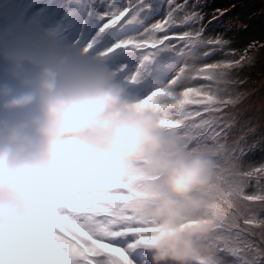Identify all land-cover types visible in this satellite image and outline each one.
Here are the masks:
<instances>
[{"label":"snow or ice","instance_id":"6c2138e0","mask_svg":"<svg viewBox=\"0 0 264 264\" xmlns=\"http://www.w3.org/2000/svg\"><path fill=\"white\" fill-rule=\"evenodd\" d=\"M169 13L153 20L152 0H67L50 4L36 39L78 50L104 64L138 107L152 110L160 127L185 152L212 162L203 194L211 201V229L202 241L206 264H264V162L245 164L249 142L237 106L249 94L242 72L264 42L233 47L227 30L209 31L198 0H166ZM179 11V19L174 14ZM182 29L176 31L174 29ZM218 53L223 59L213 60ZM223 83L226 87H220ZM248 189H252L251 192ZM128 186L60 208L46 225L45 243L60 264H151L153 222L132 208ZM195 264H201L196 260Z\"/></svg>","mask_w":264,"mask_h":264},{"label":"clouds","instance_id":"9594fccd","mask_svg":"<svg viewBox=\"0 0 264 264\" xmlns=\"http://www.w3.org/2000/svg\"><path fill=\"white\" fill-rule=\"evenodd\" d=\"M0 83V264H60L51 216L128 186L156 229L151 264H206L212 162L184 151L99 61L44 55Z\"/></svg>","mask_w":264,"mask_h":264},{"label":"rangeland","instance_id":"374dc122","mask_svg":"<svg viewBox=\"0 0 264 264\" xmlns=\"http://www.w3.org/2000/svg\"><path fill=\"white\" fill-rule=\"evenodd\" d=\"M1 1L5 2V0H1ZM198 1L200 3H203V0H198ZM242 1H243L242 5L234 6L231 8V10H234V14L232 15L235 18H232V16L229 17L227 14L224 13L222 16H219L218 18L220 24L226 26L228 29H233V28L240 29L244 26V22H245L243 21L245 20L244 18H247L248 20V17H250L251 15H253V17L257 16V18L264 20V0H242ZM10 2H8L7 0V3L3 5V7H0V12L4 10L5 7H7V5H10L11 4ZM57 2L59 4H65L67 3V0H57ZM162 2L163 0H157V3L155 0L152 1L153 4L156 3L159 6L162 5ZM176 2H179V0H176ZM237 3H239V0H233V2H231L230 5L223 7V8L231 7L232 5L237 4ZM251 4H252V7H254V9L248 7ZM167 8H168V5H167ZM249 9H251L249 12L251 14H247ZM252 11L254 13H252ZM11 13L12 11H10V14ZM179 16H181V13L177 11L174 14V18L177 19ZM2 27H3V23L1 20L0 30L2 29ZM174 30L178 31L179 29H174ZM37 41H40L42 43L44 41L51 42L50 40H47V39H32L27 44H29V47H30L31 45H33V42L35 43ZM262 42H264V39ZM25 55L26 54L21 56L23 59L21 62L17 61L16 64L12 68L11 67L9 68L11 70L8 69L9 63L6 58V53L1 57L0 83L6 82V81L12 82V81L23 78V76L27 73V70L29 68V64L27 62L25 63V60L31 57V55L29 54H27L26 56ZM219 55L220 57L215 56L212 59L213 60L222 59L221 58L223 57L222 54L220 53ZM242 77L245 79V84L242 86V88L246 89L249 94L237 106V108H238L239 114L243 111L244 112L247 111L248 114L243 113L244 115H247V116L244 118H241L242 123L240 122V127L234 129L233 131L236 133L243 131V132H246L247 135L256 134L259 128L264 127V102L260 101L261 100L260 96L261 97L264 96V49H261L256 54L254 64H252L250 67H245V69L242 72ZM219 86H222V85H219ZM249 99H250V104L248 105V103H245V101ZM243 103H245V105H242ZM262 149H264V144L263 145L261 144V146L257 147L255 149L256 152H254V149L247 152L245 156L243 157V162L245 164H259L261 162H264L263 161L264 159L262 157H261L262 161L256 160L257 155L260 154ZM248 191L251 192L252 189H248Z\"/></svg>","mask_w":264,"mask_h":264},{"label":"trees","instance_id":"16d2710c","mask_svg":"<svg viewBox=\"0 0 264 264\" xmlns=\"http://www.w3.org/2000/svg\"><path fill=\"white\" fill-rule=\"evenodd\" d=\"M31 1L32 0H21L19 2V7H23L24 5L30 3ZM155 1L157 3V0H155ZM191 2H192V0H189L190 5H191ZM231 2H233V0H203V3H200L198 1V4L200 6V10L202 11L203 15L205 16V19L208 20V19H211L215 15V12L217 9L220 10L223 7L230 5ZM156 3L153 4L152 13L160 15L161 18H163L166 14L170 15L169 9L167 8L166 0H163L162 5H160V6ZM49 4H50V1L49 0L46 1L45 4L43 5V9H47L49 7ZM177 4H179V2H177ZM242 4H243V1L239 0V3L234 4L231 7L223 8L222 10L229 17L232 16V18H235L232 15V14H234V10H231V8L234 6L242 5ZM248 7L254 9V7H252V4L249 5ZM250 10L251 9H249L247 14H251V13H249ZM229 11H231V12H229ZM252 13H254V12L252 11ZM179 18H180V16L177 19H179ZM218 18L212 20V27L209 29V31L227 30L228 36L231 37L234 41L233 47L240 48V47H243L245 44H247L250 40L263 41V39H264V20L257 18V16L253 17V15H251L250 17H248V20H247V18H244L245 19V20H243V21H245L244 26L240 29H235V28L228 29L226 26L220 24ZM246 22H247V24H246ZM176 29H179V28H176ZM180 30H182V29H179L178 31H180ZM50 48L52 49V51H57V50L61 49V45H57V44L53 43L52 46L48 47V50ZM56 53H58V52H56ZM219 54L220 53L217 54L218 57H220ZM222 56H223V54H222ZM221 58L223 59L224 57H221ZM220 85H222L220 87H226V85L223 83H221ZM247 101H248L247 103L249 105L250 99ZM243 113L248 114L247 111H245V112L243 111L238 115V119L241 123H242L241 118H244L247 116V115H244ZM247 137H248L249 142H251L253 140H260V139L264 138V127L259 128V130L256 134H249V135H247ZM255 149H254V152H256ZM261 157L264 159V149H262L260 154L257 155L256 160L262 161Z\"/></svg>","mask_w":264,"mask_h":264},{"label":"bare ground","instance_id":"6f19581e","mask_svg":"<svg viewBox=\"0 0 264 264\" xmlns=\"http://www.w3.org/2000/svg\"><path fill=\"white\" fill-rule=\"evenodd\" d=\"M260 98H261L260 101H261V102H264V96H262V97L260 96ZM247 102H248V101H246L245 103H247ZM245 103H243L242 105H245Z\"/></svg>","mask_w":264,"mask_h":264}]
</instances>
